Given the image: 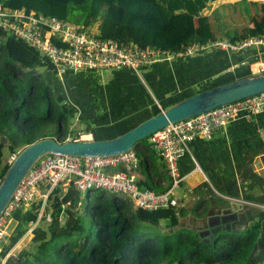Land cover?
<instances>
[{"label":"trees","instance_id":"1","mask_svg":"<svg viewBox=\"0 0 264 264\" xmlns=\"http://www.w3.org/2000/svg\"><path fill=\"white\" fill-rule=\"evenodd\" d=\"M215 1L218 0H0V4L69 20L83 28L95 24L100 36L119 43L171 51L191 43L222 38L237 41L264 34V2L238 0L204 12ZM243 16L247 23L240 26L236 22ZM143 89L148 93L144 84ZM63 90L45 57L22 40L0 31V179L12 153L17 154L41 138L64 141L67 134L77 133L68 128L72 107L65 101ZM50 126L57 128L56 135L50 133ZM149 136L133 147L144 144L150 152L148 161L143 148L136 150L137 170L145 174L152 164L156 169L152 162L157 154L148 142ZM16 143L20 148L14 147ZM145 176L146 182L137 181L141 188L162 186V180L150 178L148 173ZM170 185L168 177L162 191ZM59 192L56 187L51 194L54 204ZM87 198L84 213L76 214L69 230L58 231L50 223L48 237L31 244L19 264H217L239 258L242 260L234 264H242L247 241L256 237L257 225L253 224L247 238L220 236L201 241L177 229L175 206L132 208L103 190H89Z\"/></svg>","mask_w":264,"mask_h":264},{"label":"crops","instance_id":"2","mask_svg":"<svg viewBox=\"0 0 264 264\" xmlns=\"http://www.w3.org/2000/svg\"><path fill=\"white\" fill-rule=\"evenodd\" d=\"M262 61L264 54L257 48L240 52L211 49L183 59L159 61L144 68L146 85L125 68L112 69L105 76L80 70L56 74V78L66 97L74 102L71 112L79 111L80 117L85 114L82 122L87 128V125L99 121L111 123L128 118L140 110L143 113L149 111L147 115H151L149 92L157 99L172 94L171 97L179 101L189 96L185 92L190 89H207L212 80L234 72L241 64L247 65L252 74L251 65ZM97 115L102 117L95 119ZM92 138L95 137L92 135ZM189 148L190 154H183L178 160L182 181L179 184L181 196L177 197L175 206L177 229H186L199 240L209 241L220 236L247 238L256 224V237L254 241H247V255L242 264H260L264 260V111L249 120L239 115L223 129L214 131L212 138H194ZM142 150L149 161L150 152L144 147ZM152 163L156 169L152 164L146 174L137 170L138 180L146 182L147 173L150 178L154 176L155 180H162L161 187L152 189L160 192L168 176L160 157L157 156ZM59 188L55 204L51 194L46 200L42 198L41 194L46 191L42 184L32 203L12 213L0 264H19L31 244L48 237L50 223L58 231L72 227L76 214L80 213L77 199L80 191L69 186ZM39 214L43 218L36 221ZM47 215L51 221L46 219ZM42 221L45 222L40 226ZM31 226L33 229L29 230Z\"/></svg>","mask_w":264,"mask_h":264},{"label":"built area","instance_id":"3","mask_svg":"<svg viewBox=\"0 0 264 264\" xmlns=\"http://www.w3.org/2000/svg\"><path fill=\"white\" fill-rule=\"evenodd\" d=\"M0 31L15 36L37 50L51 63L58 75L88 70L101 76L105 70L125 68L134 72L145 85L141 70L159 61L183 59L211 49L240 52L257 48L264 54V34L237 41L222 38L191 43L180 50L171 51L119 43L111 37L100 36L97 27L83 28L69 20L36 14L33 10L5 7L2 4ZM251 70L253 73L264 71V61L253 63ZM263 111L264 92H261L170 122L150 134L148 140L163 161L171 179L170 187L162 192L138 185V176L134 171H137L139 160L137 151L133 148L110 155L52 153L43 156L20 182L0 214V262L3 243L9 235L12 213L32 203L39 194L40 185L44 184L46 188L45 193L41 194L44 200L48 199L56 187L69 186L79 191L103 190L114 194L126 205L145 210L176 206L178 199L174 195V188L182 181L178 160L183 154H190L189 143L196 137L212 138L214 131L223 129L239 115L249 120ZM85 136L90 139L92 133L79 130L75 135L67 134L65 140L87 139ZM15 156L16 153H12L7 162L10 164ZM41 218L43 216L39 214L36 221ZM46 219L51 221L49 215ZM32 229L33 226L29 230ZM260 264H264V260Z\"/></svg>","mask_w":264,"mask_h":264},{"label":"water","instance_id":"4","mask_svg":"<svg viewBox=\"0 0 264 264\" xmlns=\"http://www.w3.org/2000/svg\"><path fill=\"white\" fill-rule=\"evenodd\" d=\"M254 1L264 2V0ZM261 92H264V71L252 73L185 97L171 106L161 108L155 114L111 138L59 141L55 137H45L36 140L16 154L0 179V214L30 169L47 154L84 156L124 152L132 149L136 142L170 122H176ZM2 141L6 143L5 138H2ZM134 173L138 176V171ZM173 264L179 263L174 262Z\"/></svg>","mask_w":264,"mask_h":264},{"label":"rangeland","instance_id":"5","mask_svg":"<svg viewBox=\"0 0 264 264\" xmlns=\"http://www.w3.org/2000/svg\"><path fill=\"white\" fill-rule=\"evenodd\" d=\"M235 1H238V0H218V1H215L213 2L212 4H210V7L205 9L204 12L206 13H209L211 12L214 8H216L218 5H221L222 3H232V2H235ZM254 1V0H253ZM243 4V2H242ZM238 25L242 26L244 24L247 23V19L246 17L243 16L242 19H239L237 22H236ZM79 24V23H78ZM92 27H96V25L94 24ZM112 70H105L104 73H103V76L105 75H108ZM141 73L143 74L144 73V70H141ZM250 70L248 68L247 65H239L238 68L234 69V72H229V74L219 78L218 80H212L209 85L207 87L211 88V87H214L216 85H219V84H222V83H226V82H229V81H232V80H235L236 77H243V76H247V75H250ZM237 79V78H236ZM197 90H200V89H196L193 91V88L190 89L188 92H185V94H187V96L189 95H192L194 92L197 93L199 91ZM204 90V89H203ZM194 93V94H195ZM149 95H150V100H151V108H150V111L153 112V111H159L161 108L160 106L163 108H166L168 107L169 105L171 106V104H174L175 101L171 96L172 94H168L166 96H163V97H158V103L156 102V97L155 96H152V94L149 92ZM65 98L66 95H65ZM86 99H89L88 96L85 97ZM155 98V99H154ZM185 98V97H184ZM183 99V97H182ZM67 103H69L70 105L73 103L74 105V102L72 100V98H67L65 100ZM76 107V106H74ZM149 111L143 113L142 110L140 111H137V112H134L132 114H130L127 117H123L121 118L120 120H116V121H113L111 123H108L109 121H99V123H92V124H89L87 126V128L83 127V126H86L82 120H81V117H80V113L79 111H75L74 112H71L72 115H70V112H68V128L75 132V131H78V130H89L92 135L95 137V138H111V137H114L116 135H119L121 134L122 132L128 130L129 128H131L132 126L138 124L139 122H141L142 120H144L145 118L151 116L150 114H148ZM147 115V116H146ZM85 116V114H82V118ZM102 116L100 115H97L95 116V119L97 118H100ZM90 118V117H88ZM81 122V123H80ZM49 131L51 134L53 135H56L57 133V128L55 126H50L49 127ZM20 144L16 143L14 145V147L16 149L20 148ZM143 148V145H139L138 148L136 150H141ZM8 150V147L5 146L3 151L6 153ZM87 190L86 191H80L78 193V201L80 202V206H79V211L80 213H84L85 211V208L87 206V203H88V198H87ZM174 195L176 197L179 198V196H181V191L179 189V186H177L176 188H174ZM130 207L133 208V206L129 205ZM25 208V207H24ZM45 221H42L40 226L44 223ZM183 231H185V234L186 235H193V232H189L188 230L184 229ZM242 260V258H239L237 259L236 261H240ZM236 261L232 260L231 259H228L227 261L225 262H222V263H217V264H234Z\"/></svg>","mask_w":264,"mask_h":264}]
</instances>
